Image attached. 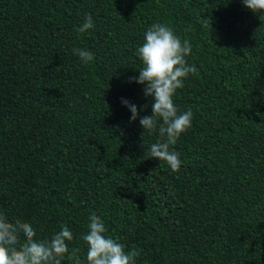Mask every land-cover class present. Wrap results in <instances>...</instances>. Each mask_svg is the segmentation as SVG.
I'll return each mask as SVG.
<instances>
[{
    "label": "trees",
    "instance_id": "16d2710c",
    "mask_svg": "<svg viewBox=\"0 0 264 264\" xmlns=\"http://www.w3.org/2000/svg\"><path fill=\"white\" fill-rule=\"evenodd\" d=\"M156 22L198 70L174 97L193 113L178 172L122 103L152 115L130 78ZM0 213L39 240L67 226L62 264H86L93 213L136 264H264V20L242 0H0Z\"/></svg>",
    "mask_w": 264,
    "mask_h": 264
},
{
    "label": "clouds",
    "instance_id": "9594fccd",
    "mask_svg": "<svg viewBox=\"0 0 264 264\" xmlns=\"http://www.w3.org/2000/svg\"><path fill=\"white\" fill-rule=\"evenodd\" d=\"M251 12L264 20V0H242ZM94 28L91 15L85 17L79 32L85 33ZM81 63L87 65L94 60V54L84 49H73ZM192 53L191 43L181 40L174 31L160 23L152 24L144 33V40L138 47L137 56L142 62L138 77L132 82L144 87L145 97L153 98L152 115H139V109L127 100L124 106L131 112V121L139 119L144 134L158 130L160 139L151 144L147 151L150 159L167 164L173 172L180 170V155L170 146L175 145L191 127L193 113L189 109L180 112L174 103L177 90L184 87L185 79L198 74L195 64L189 65L187 57ZM143 134V136H144ZM88 231L81 239L87 247L86 264H136L140 251L126 250L124 244L107 235L103 220L95 213L89 216ZM24 239L21 241L20 237ZM36 229L30 222L15 219L10 222L0 213V264H62L69 253L68 243L73 234L67 226L54 232L50 238L36 239ZM78 250H73V254ZM75 264H82L76 259Z\"/></svg>",
    "mask_w": 264,
    "mask_h": 264
}]
</instances>
